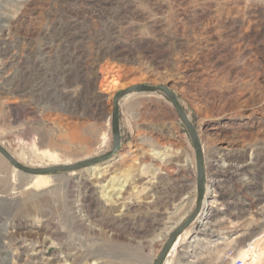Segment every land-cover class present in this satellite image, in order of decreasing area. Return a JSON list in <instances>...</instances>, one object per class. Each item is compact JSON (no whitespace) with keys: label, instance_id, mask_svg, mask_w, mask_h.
I'll return each instance as SVG.
<instances>
[{"label":"rangeland","instance_id":"rangeland-1","mask_svg":"<svg viewBox=\"0 0 264 264\" xmlns=\"http://www.w3.org/2000/svg\"><path fill=\"white\" fill-rule=\"evenodd\" d=\"M135 85H166L202 150L201 211L166 263L236 259L242 234L264 230V0H0V147L22 166L109 153L111 100ZM119 127L110 160L41 175L53 180L41 188L27 189L28 175L0 162V264L155 263L195 209L194 148L160 92L122 98ZM221 151L234 162L217 173ZM216 173L220 222L198 233ZM86 213L82 225L76 216Z\"/></svg>","mask_w":264,"mask_h":264},{"label":"water","instance_id":"water-1","mask_svg":"<svg viewBox=\"0 0 264 264\" xmlns=\"http://www.w3.org/2000/svg\"><path fill=\"white\" fill-rule=\"evenodd\" d=\"M160 92L164 94L169 102L171 103L174 111L176 112L177 117L183 123L189 138L194 148L195 162H196V203L193 213L185 220L182 225L177 227L175 231L167 239V242L160 251L159 257H157L154 264H163L166 256L168 255L170 249L175 244L176 239L184 232L185 228H188L197 218V214L200 213L204 195V171H203V157L202 150L200 146V141L196 130L187 115L184 113L181 106L176 99V97L170 92V90L165 86H144V85H135L128 87L126 89L118 91L111 100V137H112V149L109 153L100 155L93 159L84 160L72 165L66 166H53L47 168H37L32 169L19 164L14 158L8 154L6 150L0 147V157H3L6 162L18 172L35 176V175H47L51 173H60V172H69L74 170H79L82 168L96 166L100 163H104L107 160H110L120 148V127H119V101L125 96L132 93H146L154 94Z\"/></svg>","mask_w":264,"mask_h":264},{"label":"bare ground","instance_id":"bare-ground-1","mask_svg":"<svg viewBox=\"0 0 264 264\" xmlns=\"http://www.w3.org/2000/svg\"><path fill=\"white\" fill-rule=\"evenodd\" d=\"M114 83V82H113ZM75 132H71L70 133V135H69V137L72 139V140H75ZM77 147H79V149H78V151H81L82 150V148L80 147V146H78L77 145ZM76 148V147H75ZM225 150H227L226 148H225ZM154 150H152V152H153ZM157 151V150H156ZM228 151V150H227ZM155 152V151H154ZM159 152V151H158ZM230 152H226V151H221L220 152V154H219V157H215V161H213V163H211V168L213 169L214 168V170L217 172V170H220V168L222 169V168H231L232 167V165L230 164V165H228L230 162H229V160H231V156H230V154H229ZM154 155H159V153H157V152H155L154 153ZM3 158V157H2ZM2 158H0V162L2 163V162H4V161H6L4 158V160L2 159ZM232 161V160H231ZM81 162V161H80ZM223 162H226V165L224 164H222ZM227 162H228V164H227ZM234 161H232V163H233ZM68 166V165H67ZM241 167V166H240ZM248 167V166H247ZM246 167V168H247ZM210 168V167H209ZM242 168V167H241ZM14 169V168H13ZM2 171V170H1ZM17 171V170H16ZM15 171V169H14V172H16ZM221 172V171H220ZM224 172V171H223ZM232 172V171H231ZM17 173V172H16ZM20 173V172H19ZM218 173V172H217ZM217 173L215 174V176L214 177H212V178H210V182H211V187L210 188H212V189H209L208 190V192H207V195L209 196V199H208V201H207V203L205 204V207H204V210L205 211H203L202 213L203 214H200V215H202V219H203V217H204V215L206 216L207 214L208 215H210L211 217L209 218V217H204V219H203V223H202V230L200 231V230H198L199 232L198 233H203L204 234V232L205 231H207V232H209L210 231V233H212V232H214V228L216 227V225H218V223L220 222L219 221V219L217 218L218 216V213H216L215 215H214V208L215 207H219L220 205H221V203L217 200L218 199V197L216 196V192L214 191V189H217V187H219V184H220V181L219 180H217L218 179V176H217ZM225 173V172H224ZM22 174V173H21ZM207 174V173H206ZM239 174V173H238ZM2 175V174H1ZM7 175V174H6ZM25 175V174H24ZM208 175V174H207ZM206 175V176H207ZM212 175H214V173L212 174ZM129 177H130V174L128 173V171H125V175L123 176V181H121V183H120V185L118 186V189H117V191L115 190V188L113 189L112 187H110L109 188V190H108V192L110 193V192H114V191H116L117 193L119 192V191H122L125 187H126V185L128 184V181H129ZM6 178V177H5ZM0 179H1V176H0ZM21 180V182H24L23 184L27 187V189H30V188H41V187H43V186H45V185H49V184H51V183H53V180H51L50 178H49V176H41V175H35V176H30V175H28V177L26 176L25 178H21L20 179ZM19 180V181H20ZM20 182V183H21ZM22 184V183H21ZM81 186L84 188V191L88 194L89 192H87V188H88V184H87V181H86V179L85 180H83L81 183ZM206 185V184H205ZM223 190V189H222ZM210 195H211V197H210ZM208 196H206V197H208ZM105 197H107V199H109L110 201H112V199H111V196L110 195H105ZM263 196H262V194L260 195V196H257V198H256V202H258V201H260L261 200V198H262ZM186 199V198H185ZM227 199V198H226ZM252 202V201H251ZM153 203V202H152ZM185 205H186V211L187 210H189L190 209V207H189V205H188V202L187 203H183L182 205H180V207H179V209H182L183 207H185ZM249 205V204H248ZM206 207H208V208H206ZM238 207V206H237ZM77 208L79 209H77V211H83V210H85L86 209V211L88 210L87 208H86V206L85 205H83L82 203H78V205H77ZM206 208V209H205ZM184 209V208H183ZM182 209V210H183ZM124 210H126V205L124 206ZM178 210V209H177ZM185 211V212H186ZM244 211H247V210H244ZM184 212V213H185ZM216 212V211H215ZM183 213V214H184ZM247 213H242L241 214V216H239V219H240V221H243L244 219H245V217H244V215H246ZM248 214L250 215V213L248 212ZM177 215V212L176 213H174V215L173 216H176ZM248 215V216H249ZM123 216V215H122ZM216 216V218H214ZM182 218H184V216H182ZM212 218H214V219H212ZM76 219H77V221L80 223V224H86L87 222H88V220H90V219H88V213H86V214H81V215H77L76 216ZM181 219V218H180ZM87 221V222H86ZM180 221L181 220H179L175 225L177 226L179 223H180ZM260 221V220H259ZM93 224V223H92ZM262 226H259V227H261L260 229H262V227L264 226V220H263V222H262V224H261ZM251 227V226H250ZM256 227V226H255ZM174 228H176V227H170V230H169V232L168 233H170V231L172 232V230H174ZM200 228V227H199ZM198 228V229H199ZM167 229H169V228H167ZM264 229V228H263ZM167 233V234H168ZM188 233H189V231H186L185 233L183 232L182 233V236L184 237V239L187 237V238H189V236H188ZM245 233V232H244ZM243 235H245V234H242V236ZM242 236L240 237L241 238V240L239 241H236V244L235 245H233L232 246V250H235L236 251V253H235V255L234 256H236V258H240V257H244V258H246L247 260H248V264H264V230H262L261 231V233H260V231L259 232H253V233H250V237L248 238H245V239H243L242 238ZM193 239H196L195 237H191L190 239H189V241L190 240H193ZM247 241H249L247 244H246V242ZM178 242V241H177ZM177 242H176V244H177ZM191 242V241H190ZM239 244H243V246H241V245H239ZM174 246V245H173ZM173 246H172V248H173ZM241 247V248H240ZM172 248L170 249V251L172 250ZM169 251V254H168V256H167V258H166V260H165V264H167L166 263V261H167V259L168 258H170V255H171V252ZM235 251H233V252H235ZM193 256L194 255H191L190 257L191 258H193ZM187 257V256H186ZM221 257V258H220ZM219 258L220 259H218V262H217V264H231L232 262H233V257H227V259L225 258V256H220ZM191 258H189L188 259V264H192L193 263V261H191V260H193V259H191ZM191 259V260H190ZM227 260H229V262L227 261V263H226V261Z\"/></svg>","mask_w":264,"mask_h":264},{"label":"built area","instance_id":"built-area-1","mask_svg":"<svg viewBox=\"0 0 264 264\" xmlns=\"http://www.w3.org/2000/svg\"><path fill=\"white\" fill-rule=\"evenodd\" d=\"M167 256H166V258H167ZM163 263L165 264V261ZM231 264H248V260L246 258H244V257H240V258L234 259V261Z\"/></svg>","mask_w":264,"mask_h":264},{"label":"crops","instance_id":"crops-1","mask_svg":"<svg viewBox=\"0 0 264 264\" xmlns=\"http://www.w3.org/2000/svg\"><path fill=\"white\" fill-rule=\"evenodd\" d=\"M186 257V256H185ZM190 258V256H188V258H186V260H188ZM191 259H193V258H191ZM185 260V259H184Z\"/></svg>","mask_w":264,"mask_h":264}]
</instances>
